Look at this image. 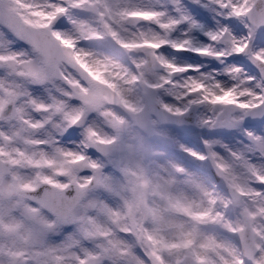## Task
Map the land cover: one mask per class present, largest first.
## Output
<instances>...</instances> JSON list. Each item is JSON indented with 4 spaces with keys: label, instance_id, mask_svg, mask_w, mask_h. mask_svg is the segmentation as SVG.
Masks as SVG:
<instances>
[{
    "label": "snow or ice",
    "instance_id": "1",
    "mask_svg": "<svg viewBox=\"0 0 264 264\" xmlns=\"http://www.w3.org/2000/svg\"><path fill=\"white\" fill-rule=\"evenodd\" d=\"M0 264H264V0H0Z\"/></svg>",
    "mask_w": 264,
    "mask_h": 264
}]
</instances>
